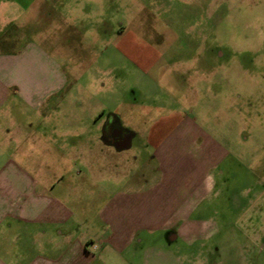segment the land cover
<instances>
[{
  "label": "rangeland",
  "instance_id": "1",
  "mask_svg": "<svg viewBox=\"0 0 264 264\" xmlns=\"http://www.w3.org/2000/svg\"><path fill=\"white\" fill-rule=\"evenodd\" d=\"M36 3L33 20V10L19 16L9 4L3 7L0 53L7 63L17 58L26 67L30 59L20 55L38 48L37 63L45 72L44 67H55L64 88L36 113L24 99L10 97L12 114L37 127V140L24 141L23 147L33 149L37 162L44 163L42 154L48 152V162L53 158L59 164L66 148L87 150L83 144L90 139L76 134L90 131L104 146L106 129H122L130 145L104 147L108 152L95 157L100 171L86 172L98 181L92 188L96 194L84 203L90 217L116 191L155 185L163 169L161 148L183 152L213 178L211 192L196 204L198 213L187 215L196 227L206 223L201 232L206 238L167 245L165 233L156 231L144 242L146 254L161 253L159 264H242L247 246L249 264H264L260 212L242 209V199L264 190V0H133L96 28L95 42L91 27L82 28L84 40L73 28L64 33L61 4ZM122 37L127 42H114ZM27 76L12 77L24 84ZM205 141L214 144L208 153L198 150ZM174 215L177 227L185 219ZM256 238L262 239L259 249L253 246ZM124 259L139 264L142 253L127 252ZM111 264L123 263L113 259Z\"/></svg>",
  "mask_w": 264,
  "mask_h": 264
},
{
  "label": "crops",
  "instance_id": "2",
  "mask_svg": "<svg viewBox=\"0 0 264 264\" xmlns=\"http://www.w3.org/2000/svg\"><path fill=\"white\" fill-rule=\"evenodd\" d=\"M37 1L0 0V21L6 12L3 7L8 4L20 13L19 16L33 10L29 17L35 19L39 7ZM45 1L52 8L61 4L64 33L67 34L68 28H73L72 33L84 40L87 35L84 36L82 28L91 27L90 39L95 42L98 36L96 28L107 24L113 10L118 11L120 6L133 0ZM51 14L49 18H52ZM114 42L127 41L122 37ZM118 49V52L121 50L120 53L129 57L123 47ZM39 52L38 48L33 47L30 53L26 50L20 55L21 59H30L26 67L19 66L17 58L7 63L6 55L0 53V264H108L107 261L111 264L113 259L128 264L124 259L127 252L130 255L142 253L139 264H159L162 261L161 253L148 256V249L143 247L145 240H149L148 236L154 232L165 233L167 245L179 240L191 245L199 238H206L205 234H201L206 223L198 222L200 226L198 224L196 227L194 221L187 219V215L198 213L196 204L211 192L213 178L203 164L185 157L183 152L176 155L167 147L161 148L158 156L163 169L155 185L146 190L116 191L108 195L90 217L84 210V203L88 196L92 198L96 194L92 188L98 186V181L94 179L95 175L88 179L86 172L100 171L101 166L95 164L98 153L108 152L106 148L109 147L116 150L124 147L103 140L104 146H101L92 132L78 133L75 138L90 139L87 145L83 144L87 150L79 147L72 152L66 148L61 153L62 161L59 164H55L53 158L49 163V153L43 151L46 160L44 163L37 162L38 157L34 156L33 149L23 147L24 141L30 140L32 143L33 139L37 140V127L12 114L15 102L11 106L8 103L10 97L24 99L26 105L36 113L48 105L55 91L64 88L55 67H44L48 70L45 72L37 63ZM23 73L29 75L26 83L18 84L13 80L12 76ZM40 78H43L42 82ZM130 142L127 140L126 144L130 145ZM213 145L205 141L198 150L208 153ZM83 160H86V164L80 168ZM263 184L261 182L260 186ZM183 203H187L188 207L183 209ZM242 204L244 211L253 208L259 210L258 218H262L264 224V190L257 189L254 195L242 199ZM172 212L175 213V220L185 219L177 227L175 222H171ZM198 231L200 233H196ZM260 240L255 239L253 246L257 249ZM199 245L208 247L204 241ZM246 248L242 249L245 251V254L242 253V264L251 262ZM263 248L264 245L262 251Z\"/></svg>",
  "mask_w": 264,
  "mask_h": 264
},
{
  "label": "flooded vegetation",
  "instance_id": "3",
  "mask_svg": "<svg viewBox=\"0 0 264 264\" xmlns=\"http://www.w3.org/2000/svg\"><path fill=\"white\" fill-rule=\"evenodd\" d=\"M104 136L103 141L116 145L117 147H122L126 144L127 135H124L122 129L119 127L106 129L104 131Z\"/></svg>",
  "mask_w": 264,
  "mask_h": 264
},
{
  "label": "water",
  "instance_id": "4",
  "mask_svg": "<svg viewBox=\"0 0 264 264\" xmlns=\"http://www.w3.org/2000/svg\"><path fill=\"white\" fill-rule=\"evenodd\" d=\"M129 141V140H128ZM129 144L127 143V144H125V146H122V147H126V146H128Z\"/></svg>",
  "mask_w": 264,
  "mask_h": 264
},
{
  "label": "built area",
  "instance_id": "5",
  "mask_svg": "<svg viewBox=\"0 0 264 264\" xmlns=\"http://www.w3.org/2000/svg\"><path fill=\"white\" fill-rule=\"evenodd\" d=\"M96 247V245H94V248Z\"/></svg>",
  "mask_w": 264,
  "mask_h": 264
}]
</instances>
